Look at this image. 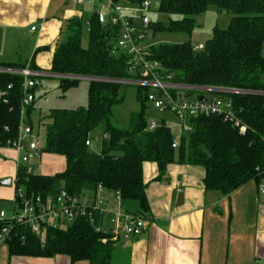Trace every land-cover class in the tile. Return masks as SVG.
Wrapping results in <instances>:
<instances>
[{"label": "trees", "instance_id": "16d2710c", "mask_svg": "<svg viewBox=\"0 0 264 264\" xmlns=\"http://www.w3.org/2000/svg\"><path fill=\"white\" fill-rule=\"evenodd\" d=\"M210 6L233 15L227 29L216 28L204 49L194 51V44L159 45L153 54L176 83L234 90L221 94L231 100L236 118L247 127L242 134L221 116H198L187 120L191 132H182L180 145L173 147L175 137L166 120L148 130V87H137L141 109L130 116L129 127L119 129L112 122L113 109L126 97L116 80L135 79L127 67L126 57L111 53L112 29L104 28L95 17L89 20V46L82 45V19H72L68 36L55 49L54 74L91 78L87 106L53 109L46 126V143L42 153L62 156L63 172L53 176L30 174L19 168L16 192L26 197L44 199L95 195L99 186L120 193L125 204H136L137 214L144 218L150 211L143 166L158 165L161 180L171 164L201 166L205 169V191L230 196L251 181H264V0H161L160 13L165 22H154V32L163 30L191 34L196 18ZM168 23V25H166ZM3 68L23 69L21 65L4 64ZM61 89L67 92L80 79L63 77ZM21 75L0 72V145L17 138L21 120L23 83ZM5 93L3 97L1 94ZM6 100L7 102H4ZM152 106V105H151ZM153 107V106H152ZM154 108V107H153ZM32 106L27 109L30 113ZM155 109V108H154ZM156 110V109H155ZM28 117V115H27ZM154 117V115H153ZM29 120V119H28ZM29 124L32 121L29 120ZM102 129V150L94 152L87 141ZM8 129V131H7ZM1 212V209H0ZM10 225L7 241L10 254L21 257L55 258L68 256L72 263L113 264L115 243L104 242L87 217L71 223L60 222L48 227L44 236L33 234L24 226L6 220L0 229Z\"/></svg>", "mask_w": 264, "mask_h": 264}, {"label": "crops", "instance_id": "0c3cea01", "mask_svg": "<svg viewBox=\"0 0 264 264\" xmlns=\"http://www.w3.org/2000/svg\"><path fill=\"white\" fill-rule=\"evenodd\" d=\"M84 7L91 8L89 15L84 13ZM93 12L91 5L72 0H0V65H21L23 69L43 73L39 77L41 81L63 78L64 75L49 71L55 49L62 43H58L62 27L65 24L68 27L75 18L85 19L88 25ZM28 119L31 120L30 113ZM42 154L40 149L32 157L38 159ZM46 155L49 164L44 170L51 171V165H60V160L64 161L61 163L64 169L62 166L55 173L43 175L53 176L65 170L64 157ZM19 159L20 155L13 149L0 150V181L11 179L10 186L13 185L20 168ZM143 175L150 205L144 218L146 229L138 238L115 244L113 264H264V194L261 192L264 181L261 184L251 181L230 196H221L205 191L206 172L201 166L171 164L165 176L156 180L158 165L147 162ZM102 193L113 196L117 211L139 210L133 203L119 205L114 192L98 190L96 195L102 208H108L110 202L109 198L105 202L100 200ZM15 198L14 186L0 187V202L15 206ZM0 264L89 262L72 263L68 256H12L9 246L2 244Z\"/></svg>", "mask_w": 264, "mask_h": 264}, {"label": "built area", "instance_id": "2783aa9c", "mask_svg": "<svg viewBox=\"0 0 264 264\" xmlns=\"http://www.w3.org/2000/svg\"><path fill=\"white\" fill-rule=\"evenodd\" d=\"M77 4H87L94 7L93 17L100 25L115 32L113 40L109 41L111 53L115 56L126 57L127 67L135 79L116 80L118 83L148 87V102L160 113L170 112L179 118L184 132H191L192 127L187 120L198 116H221L225 122L233 124L245 134L247 127L236 118L231 100L215 97L207 98V92L234 91L207 86H194L176 83L172 74L164 69L155 59L150 35L154 21L151 13L159 11L161 0H72ZM90 25V23H88ZM36 28L33 27L34 31ZM194 51L204 49V44L194 45ZM1 73L21 75L25 78L23 83V99L21 104V120L18 136L13 141H8L2 148L15 150L19 155V166L24 168L28 175L33 169L30 165L33 155H38L41 146L37 141L34 128L27 123L25 112L35 102L34 88H45L39 77L43 73L30 69H10L0 67ZM70 79H82L76 76H64ZM192 91H197L200 96L192 98ZM5 93L1 94L3 97ZM187 95V96H186ZM4 102H7L4 100ZM160 126V121L152 117L149 120L148 130L153 131ZM8 131V129H7ZM87 145L91 146L90 140ZM180 140L175 139L173 147L177 148ZM98 190H105L99 186ZM264 194V183L261 187ZM97 194V193H96ZM85 193L80 197H67L62 195L57 198L44 199L41 196L28 198L23 190L16 192L15 206L12 216L0 212V223L9 220L11 227L24 226L33 234L43 237L48 227L57 228L60 222L71 223L76 219L87 217L97 233L106 236L104 242L112 241L115 244L128 242L140 237L146 229L143 216L132 212L110 211L99 206L97 195ZM119 205H122V196L115 193ZM12 229L6 225L0 229V245L7 243L11 238Z\"/></svg>", "mask_w": 264, "mask_h": 264}, {"label": "rangeland", "instance_id": "374dc122", "mask_svg": "<svg viewBox=\"0 0 264 264\" xmlns=\"http://www.w3.org/2000/svg\"><path fill=\"white\" fill-rule=\"evenodd\" d=\"M84 13L89 15L91 12L90 7H84ZM151 18L154 22H165L167 21V16L160 12L151 13ZM233 15L226 11H219L216 7L210 6L203 14L199 15L196 18V23L193 28L191 34L173 31V30H163L159 32H151L150 43L153 46L159 45H179L186 42H192L194 45L205 44L208 40L212 38L213 32L216 28L219 29H227L231 23ZM83 28H82V45L83 47L89 46V38L90 31L89 27L83 19ZM68 36V27L66 24L62 27V30L58 37V43L66 40ZM90 80V78H88ZM86 79H80L79 85L67 92H63L61 89V80L59 78H47L45 81H42V84L46 86L45 88L39 89L38 92L35 93L36 99L34 104L32 105V109L30 112V117L32 124L34 126V133L37 136V141L40 146L43 147L46 143V126L49 123L47 119L49 117L50 111L56 108H67L74 109L80 106H87L89 102L88 91L90 81ZM121 92L125 94V101L122 105L117 106L113 109L112 122L115 127L119 129H127L129 127L130 116L133 112H137L141 109L140 103L137 98V86L124 84L121 88ZM207 98L213 99L215 97H220L221 94L214 92H207ZM200 96V93L197 91H192L191 97L197 98ZM149 116L148 118H152L153 115L155 119L158 120H166L167 127L172 130V133L175 139H180L182 135L181 122L179 118L170 112L160 113L155 110L151 105L148 106ZM28 111L25 112L26 117L23 118L27 123L28 120ZM102 129L98 128L92 135L91 141L92 146L90 147L92 151L99 152L102 145ZM47 155L45 153L42 154L40 158H31L30 165L33 169L32 174L43 175L44 173H55L59 168L64 169L63 160H60V165H51L52 170L46 171L45 167L48 166L49 161L45 159ZM3 188H11L15 187V182L13 181L12 186H3ZM100 200L105 202L107 198H109L108 210L117 211L118 206L113 196L108 194H100ZM0 209L11 217L14 211L13 203L8 202H0Z\"/></svg>", "mask_w": 264, "mask_h": 264}, {"label": "water", "instance_id": "95a60500", "mask_svg": "<svg viewBox=\"0 0 264 264\" xmlns=\"http://www.w3.org/2000/svg\"><path fill=\"white\" fill-rule=\"evenodd\" d=\"M166 25H168V23H166ZM78 78H82L83 79V77H78ZM38 90H39L38 87H35L34 88V92H38ZM215 93H218V94H229V93H235V91H216ZM11 182H12L11 179H5V180H3L1 182V185H3V186H10L11 185Z\"/></svg>", "mask_w": 264, "mask_h": 264}]
</instances>
